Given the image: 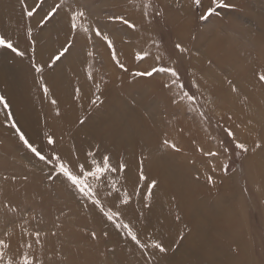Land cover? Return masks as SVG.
Segmentation results:
<instances>
[{
	"label": "rangeland",
	"instance_id": "374dc122",
	"mask_svg": "<svg viewBox=\"0 0 264 264\" xmlns=\"http://www.w3.org/2000/svg\"><path fill=\"white\" fill-rule=\"evenodd\" d=\"M39 2L0 0V35L24 52L16 56L0 48V61L16 70L6 83L0 80V96L10 105H0V264H20L25 256L33 264H167L165 252L136 245L50 175L13 123L46 155L55 151L76 164L91 152L97 159L109 155L114 165L125 162V172L107 177L119 191L106 196V181L98 191L106 208L115 202L122 209L142 243L147 237L136 230L138 221L152 210L154 238L146 245L163 229L168 253L191 245L211 264H264V0H224L228 6L205 20L200 16L211 0H201L200 8L192 0H66L86 14L76 32L66 13L39 24L60 0H46L29 18L25 9ZM115 17L134 27L110 19ZM91 27L113 42L123 69L105 41L83 30ZM69 41L71 50L49 67ZM8 64L0 67L5 71ZM161 65L178 71L175 85L167 74L135 75ZM6 84L11 93H5ZM48 136L54 145L47 144ZM124 192L131 198L120 205L116 197ZM195 205L209 221L192 232ZM192 257L187 255L188 263L199 264Z\"/></svg>",
	"mask_w": 264,
	"mask_h": 264
},
{
	"label": "snow or ice",
	"instance_id": "6c2138e0",
	"mask_svg": "<svg viewBox=\"0 0 264 264\" xmlns=\"http://www.w3.org/2000/svg\"><path fill=\"white\" fill-rule=\"evenodd\" d=\"M26 0H21V4H25ZM46 2V0H40L39 3H36L34 7L31 9H25V14L31 18L34 13L38 12L42 9L43 4ZM192 3L197 7H202L201 0H192ZM228 5H225L224 0H211V5L207 7V10L200 16L201 20H205L209 17H211L217 8L226 7ZM61 13H66L68 16V19L70 21V28L73 32L77 31L78 25L77 22L81 19L86 18V14L84 11H82L79 7H73L71 5L66 6V0H60V2H54L48 10L44 12V15L42 19L39 21V24L43 27L46 26L49 23H52L58 16L61 15ZM119 20L123 24H127L128 27H134L129 21L124 19L123 17H115L110 18ZM85 32H94L95 36L102 39L106 42L107 47L112 50V59L116 60V53L114 49L113 42L109 39V37L102 33L99 28L91 27L84 28ZM72 47V41H69L58 53H56L54 56H52L51 64L48 66L51 67L53 64H55L57 61L61 60L62 57H64ZM178 49L183 51L181 46L179 44L176 45ZM0 48L9 50L11 53H14L16 56H23L24 52L19 50L18 46H16L12 39L10 37H6L4 35H0ZM137 60H142L143 57L137 53L136 54ZM159 59V58H157ZM118 66L120 68H124L123 64H120L118 60H116ZM32 67L34 68L35 72L37 74H41L43 72V68L41 66H37L35 62H33ZM126 70V69H125ZM167 74L171 76L173 79L172 83L175 85L176 82L179 80V73L174 67H168L165 65H161L159 67H152L150 70H146L144 72H136L135 75H147L152 76L153 74ZM261 82H264V74H261L259 77ZM43 91L45 94L48 93V88L46 86H43ZM165 87H168L166 84ZM181 92H183L184 85L179 84L178 85ZM236 89L233 88V91ZM183 95L187 97L189 101H192L194 99L193 96H190L187 92H183ZM53 104L56 103L55 100L52 101ZM95 103V102H93ZM0 105H3L5 109H8L10 107L9 103L6 101L4 96H0ZM6 119L11 120L12 114L10 112L6 113ZM84 121H81L83 123ZM13 128H16V132L19 136L20 141L23 143L24 147L27 148L33 155L36 157L39 161L43 162L46 166H50V172L56 174V177L60 182L66 186H69L73 189H75L76 193L79 194V196L86 201H90L92 206L97 209L104 219H106L108 222L112 224V226L117 231H123V233L130 237L131 241H133L136 245L140 246L141 248L151 246L154 249H158L161 253L166 252L167 249L163 246L162 243L156 242L153 240L151 245H146L141 242V240L138 238V233L133 229L131 224L129 222H125L123 219V211L118 205L113 202L108 208L105 207L103 201L100 199V193L98 191L99 186L102 183L107 182V184L110 186L111 191L106 193V196H111L113 191L118 192L119 190L116 189L115 183L111 179H107L109 174L112 173H123L126 170V163L121 161L118 165H114L111 161V157L109 155H101L99 159H97V156L93 153L89 152L87 156L85 157L83 162H77L76 164H73L71 161L64 159L62 156L57 154L55 151L51 152V154L46 155L42 152L41 149L36 147L34 143L30 142L25 134L16 127V124H12ZM225 132L227 133L228 137H231L235 139V133L231 131L230 129H225ZM55 141L51 136L47 137V144L48 145H54ZM165 145H168V141L164 142ZM171 147L175 148V145H170ZM256 147H260L259 144L256 145ZM235 148L239 149L243 152H247V148L245 145L241 142L235 143ZM178 150V149H177ZM225 152H228V148H224ZM239 154V153H238ZM206 155L209 156H215L217 153L215 152H209L206 153ZM228 165H224V170L227 171ZM147 180V177L144 175L143 170L140 171L139 175V181L141 183L145 182ZM208 182H212L211 176L208 177ZM157 181L153 180L151 183L147 184L148 191L144 193V200L148 201L151 198L152 195V189L156 186ZM136 194H140V190L136 189ZM130 194L127 192H124L122 196H117L116 199L119 201L120 205H127L130 201ZM147 206V205H146ZM116 209V210H113ZM36 236L39 237V232L36 233ZM93 239L96 238V234H92ZM39 242V240H37ZM3 242L0 241V245H2ZM4 247H7V245H3ZM8 264H13L12 261H9ZM20 264H33V261L30 260L27 256H25Z\"/></svg>",
	"mask_w": 264,
	"mask_h": 264
},
{
	"label": "bare ground",
	"instance_id": "6f19581e",
	"mask_svg": "<svg viewBox=\"0 0 264 264\" xmlns=\"http://www.w3.org/2000/svg\"><path fill=\"white\" fill-rule=\"evenodd\" d=\"M1 24V23H0ZM2 54V53H1ZM8 58V57H7ZM8 60L7 61H5V60H3L2 62L0 61V66H3V65H7L8 63ZM7 63V64H6ZM9 65V64H8ZM10 65L9 66H7V68H6V70L4 71L3 69H2V67H0V75H1V77L2 78H0V80L1 79H6V80H8L7 79V77H15L14 75H15V72H16V70H14V68L13 67H10ZM4 82H5V80H4ZM6 83V82H5ZM11 90H12V87H10V86H8L7 84H6V88L4 89V91H5V93H11ZM101 139V138H100ZM155 202V201H154ZM157 205V204H156ZM199 208V207H198ZM197 207H196V205H195V211H197L198 213H199V210H196V209H198ZM197 212H195V214H197L198 215V213ZM195 214H192L191 215V218H194L195 217ZM190 217V216H189ZM136 220V219H135ZM138 220V219H137ZM140 221V222H139ZM139 221H138V223H140L139 225H138V227L136 228V230L140 233V234H143L144 236H146L147 237V241H152V232H151V229L152 228H154V225H153V223L155 222L154 221V214H153V212H152V210L150 211V212H148V215L147 214H144V213H142V216H141V218L139 219ZM145 221H147V222H149V224H150V228L149 229H147L146 227H145V225H144V222ZM208 221H209V218H208V216H204L203 214L201 215V213H199V216H198V218H194V228H193V230H192V232H197L198 230H200V231H202V223L203 224H205V226H207V223H208ZM135 222V221H134ZM136 224V223H135ZM155 224V223H154ZM136 225V226H137ZM135 226V227H136ZM207 228V227H206ZM205 227H204V229H205V231L207 230H209V227L206 229ZM160 229V228H159ZM158 238L156 239L159 243H162L163 241H164V239L162 240L161 239V237H162V235H163V229L161 230H159V232H158ZM161 236V237H160ZM220 236V235H219ZM154 238V237H153ZM185 238V237H184ZM144 239V238H143ZM154 239V240H155ZM142 240V239H141ZM145 241V240H144ZM147 241L145 242L146 244H147ZM189 241V237L187 238V239H185V242H188ZM148 245H149V243H148ZM188 245H189V242H188ZM164 246V245H163ZM167 245H165V247H166ZM193 246H191V245H189V246H187L186 247V249H185V251L184 252H180V251H171V252H165L164 254H165V257H166V261H167V264H189L188 263V261H187V255H193V257L192 258H194L195 260L194 261H196V262H198L199 264H211L208 260H207V257H204L203 255H198V254H196L195 253V249H194V247L192 248ZM169 251V250H168Z\"/></svg>",
	"mask_w": 264,
	"mask_h": 264
}]
</instances>
